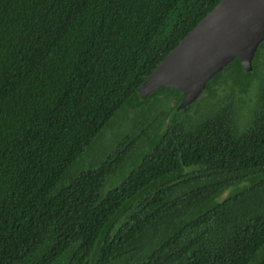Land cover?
Returning <instances> with one entry per match:
<instances>
[{
  "label": "trees",
  "instance_id": "16d2710c",
  "mask_svg": "<svg viewBox=\"0 0 264 264\" xmlns=\"http://www.w3.org/2000/svg\"><path fill=\"white\" fill-rule=\"evenodd\" d=\"M220 1L0 0V264H264V41L138 91Z\"/></svg>",
  "mask_w": 264,
  "mask_h": 264
},
{
  "label": "water",
  "instance_id": "95a60500",
  "mask_svg": "<svg viewBox=\"0 0 264 264\" xmlns=\"http://www.w3.org/2000/svg\"><path fill=\"white\" fill-rule=\"evenodd\" d=\"M263 41L264 0H221L143 81L139 94L146 99L162 87L177 88L183 93L177 110L185 109L235 57L252 71Z\"/></svg>",
  "mask_w": 264,
  "mask_h": 264
},
{
  "label": "rangeland",
  "instance_id": "374dc122",
  "mask_svg": "<svg viewBox=\"0 0 264 264\" xmlns=\"http://www.w3.org/2000/svg\"><path fill=\"white\" fill-rule=\"evenodd\" d=\"M258 64V73L256 78L254 79V84L251 87L252 89L250 90L249 95H247V100H249V102L247 103V105H245L243 107V109L241 110V116H243V114L246 113V109L254 103L255 97L259 92V86L260 87H264V49H263V54L260 56L259 60L257 61ZM206 102L202 103V107L205 106ZM244 119V117H243ZM246 119V118H245ZM127 124L125 125L124 128V132L127 133H133L136 131L137 126L135 127V125L130 121V122H126ZM107 136L103 139L100 140L101 142L98 144V146L92 148L91 150H89V152H86L80 159L81 163H85V166H90L92 165L93 161H101L104 155V145L105 144H110L111 141H114V137L112 136L111 130L108 132V134H106ZM107 153V152H106ZM119 182V181H118ZM117 182V183H118ZM116 183V184H117Z\"/></svg>",
  "mask_w": 264,
  "mask_h": 264
}]
</instances>
